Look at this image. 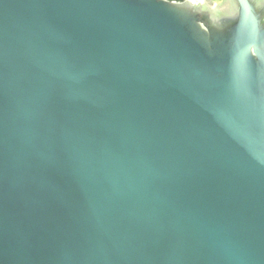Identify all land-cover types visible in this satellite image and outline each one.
<instances>
[{"label": "water", "instance_id": "water-1", "mask_svg": "<svg viewBox=\"0 0 264 264\" xmlns=\"http://www.w3.org/2000/svg\"><path fill=\"white\" fill-rule=\"evenodd\" d=\"M0 264H264V0H0Z\"/></svg>", "mask_w": 264, "mask_h": 264}, {"label": "rangeland", "instance_id": "rangeland-1", "mask_svg": "<svg viewBox=\"0 0 264 264\" xmlns=\"http://www.w3.org/2000/svg\"><path fill=\"white\" fill-rule=\"evenodd\" d=\"M185 1V0H184ZM222 0H211L213 4H219Z\"/></svg>", "mask_w": 264, "mask_h": 264}, {"label": "trees", "instance_id": "trees-1", "mask_svg": "<svg viewBox=\"0 0 264 264\" xmlns=\"http://www.w3.org/2000/svg\"><path fill=\"white\" fill-rule=\"evenodd\" d=\"M167 1H171V2H180V1H184V0H167Z\"/></svg>", "mask_w": 264, "mask_h": 264}]
</instances>
